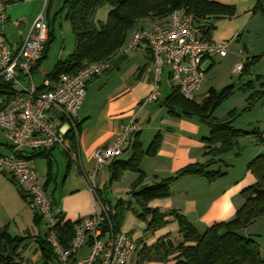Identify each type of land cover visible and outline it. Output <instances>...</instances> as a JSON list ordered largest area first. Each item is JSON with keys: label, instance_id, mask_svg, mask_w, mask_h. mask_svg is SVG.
<instances>
[{"label": "crops", "instance_id": "0c3cea01", "mask_svg": "<svg viewBox=\"0 0 264 264\" xmlns=\"http://www.w3.org/2000/svg\"><path fill=\"white\" fill-rule=\"evenodd\" d=\"M47 1L46 4L44 0H5L9 6V19L4 25L0 23V34L3 33L11 45H21L41 14H44L48 24L52 22V10L58 18L57 12L65 0ZM217 1L223 5L234 6V16L212 18L203 23L207 28H212L208 37L213 43L229 42L230 45L225 57L218 53L209 55L204 61V68L207 71L206 77L208 72L212 74L208 78L211 86L209 91L220 92L231 87V93L224 101L229 102L236 98V105L233 104L226 114L217 116L216 111L223 101L215 111L214 118L223 119L230 116L234 129L244 133L235 139L236 146L233 150L216 158L217 161L223 160L209 168L210 171H222V177L207 178L197 174L178 177L184 168L208 161L209 157L206 158L204 154L209 145L206 139L210 137L211 131L199 117L180 115L181 110L171 112L166 105L167 99L176 90L168 68L162 75L158 98L154 102L147 101V96L153 90V59L148 46L142 45L135 50L129 47L134 33L132 32L127 43L112 57V68L103 76L89 81L87 96L80 110L78 130L68 132L64 147L57 146L45 151V157L33 159L41 185L45 186L51 179L46 185V190L65 222H81L94 215L99 208L106 212L109 222V210L115 203L108 199L104 192L113 176L115 164L120 160L130 161L133 158L138 160L139 171L126 170L120 179L128 174L127 172L133 173L135 181L139 176H143L145 185H155L162 180L177 178L170 186L169 197L148 203V208L163 212L169 223L160 230L151 232L148 231V222L130 211L123 221L121 231L106 229L107 236L111 233H126L136 243L143 241L147 246L156 244L162 238H171L178 243L182 237L179 233V223L174 215L172 216L173 211L189 220L198 232L204 233L215 224L235 219L237 212L244 206L243 191L261 180V170L264 169L249 167L252 161L264 155V142L261 140L264 123V4L260 7L258 0ZM108 12L107 9L101 10L98 18L105 20ZM153 23L155 22L142 23L138 30ZM51 31L54 42L56 38L53 29ZM50 47L47 57L40 62L35 74L41 79L37 85L53 71L45 77L39 75L41 68L48 62ZM68 55L60 56L54 67ZM241 62L244 63V71L236 74L235 66ZM225 73L228 75L226 80L230 78L229 82L224 88H219V79ZM234 74L237 75L238 81L232 80ZM203 87L196 92L194 101L197 104H202L207 96L197 99ZM14 95L16 97V93ZM8 97L4 94L0 99L5 103ZM51 116L61 124L62 120L57 114ZM132 122L136 128L131 131L124 154L119 159L110 160L96 173L98 190L109 202L108 207L100 200L98 192L93 195L88 188V179L93 177L96 167L94 153L98 148L107 147L118 140L123 127ZM153 145H157V149L152 151ZM11 147L9 133L6 131L0 134V154H9ZM0 180L5 182L8 191L12 187L10 192L13 197L15 189L19 193L20 190L23 191L9 174L0 173ZM20 195L22 196V192ZM22 198L28 203L27 196ZM122 198L123 196L119 199ZM123 199L129 200L130 197L127 195V198ZM21 208L17 215L0 213V229H7L13 237H45L48 230L44 219L36 223V211L28 208L23 202ZM133 208L139 210L138 204L134 203ZM77 227L78 225L76 229ZM262 228L264 229V216L242 229L241 233L247 238H253L263 251L264 233L260 234ZM89 252L87 246L77 257H86ZM21 254L22 258L18 264H44L40 244L36 240H28ZM130 261V264H138V252ZM175 263L171 260L146 264Z\"/></svg>", "mask_w": 264, "mask_h": 264}, {"label": "trees", "instance_id": "16d2710c", "mask_svg": "<svg viewBox=\"0 0 264 264\" xmlns=\"http://www.w3.org/2000/svg\"><path fill=\"white\" fill-rule=\"evenodd\" d=\"M258 3L262 7L264 0H258ZM105 9L109 11L107 18L99 19V13ZM175 10H183L185 14H191L195 19V28L200 30L205 37H208L212 28H207L203 22L212 18L232 17L236 12L234 6L223 5L217 0H65L57 15L58 17L63 16L72 25L75 37L74 51L65 60L58 61L53 71L47 76L53 79L65 73L75 75L85 64L112 59L127 43L130 33L137 31L142 23L147 21L162 23ZM52 36L53 33L49 26V40L40 62L49 53L48 49L53 42ZM40 62L34 74L37 73ZM230 89L231 87L220 92L210 90L202 104H197L194 100H186L177 89L167 99L166 105L171 112L181 110L180 115L197 116L211 131L210 137L206 139L209 145L204 154L206 158L209 157L208 161L184 168L178 177L188 174L202 175L207 178L222 177V171H210L209 168L221 162L223 159L217 161L216 158L232 151L236 146L235 139L244 134L234 129L230 116L223 119L214 118L215 111L229 97ZM14 93L12 84L0 79V97L4 94L9 96L4 105L0 106V112L15 98ZM151 147L152 151L157 149V145ZM45 155V151H32L27 159L33 160L45 157ZM137 165L138 160L135 158L130 161L120 160L115 164L111 181L120 179L121 174L126 170L138 172ZM249 167L251 169L258 167L260 170L264 168V155L252 161ZM262 171L261 180L243 191L245 203L237 212L235 219L215 224L201 233L189 220L177 211H173L172 216L174 215L179 223L182 240L177 243L171 238H162L150 246L145 245L143 241L137 242L138 264L163 263L171 260L175 261V264H264V249L262 251L253 238H247L241 233L242 229L249 227L254 221L264 216V169ZM176 179L172 177L155 185H145L143 176H139L128 193L130 199H119L109 210L110 219L106 223L108 226L105 227V231L112 228L115 232H120L123 221L130 211L148 222V231L154 232L166 226L169 223L166 220L167 216L161 211L148 208V203L169 197L170 186ZM50 181L51 179L46 185ZM46 185L43 186L44 190H46ZM46 191L49 194L48 190ZM97 192L103 204L108 206L109 202L104 194L102 195L99 190ZM49 196L51 197L50 194ZM134 203L138 204L139 210L133 208ZM54 207H56L55 202ZM35 215L36 223L43 220L37 212ZM79 223L65 222L63 216H60L59 239L65 247H68L74 240L76 225ZM28 240L38 241L44 264H51L55 261V253L48 243L47 235L38 238H32L29 235L13 237L4 228L0 229V264H18L22 258L21 252L27 246Z\"/></svg>", "mask_w": 264, "mask_h": 264}, {"label": "built area", "instance_id": "2783aa9c", "mask_svg": "<svg viewBox=\"0 0 264 264\" xmlns=\"http://www.w3.org/2000/svg\"><path fill=\"white\" fill-rule=\"evenodd\" d=\"M44 1L47 4L48 1ZM8 7L5 0H0L2 25L9 19ZM194 20L191 14L175 10L162 23H153L133 33L129 47L135 50L146 45L153 59V90L147 96L148 102L158 98L166 68L170 70L172 83L179 94L193 101L205 83V59L215 53L227 56L230 43H213L195 28ZM48 36L49 26L44 14L37 18L19 46L11 45L6 36L0 34V79L12 84L16 93L15 99L0 112V129L7 131L12 141L10 153L0 154V173L9 174L17 181L27 194L29 207L46 222L47 240L55 253V261L51 264H130L137 254V243L126 233L107 236V214L102 208L78 224L74 240L68 247L62 244L58 227L62 214L41 185L33 160L27 159L32 151L44 152L65 146L68 132L78 130L89 81L103 76L113 66L112 59H105L100 63L85 64L75 75L65 73L53 79L46 77L37 85L34 70L44 56ZM244 68L243 62L238 63L235 73L241 74ZM1 105H4L2 99ZM52 114L61 118V124L52 118ZM135 128L133 122L124 126L118 140L95 151L96 167L93 177L88 179V188L93 195L98 190L97 171L124 154V147ZM262 128L261 140L264 142V123ZM87 246L90 252L86 257L78 258L77 254Z\"/></svg>", "mask_w": 264, "mask_h": 264}, {"label": "rangeland", "instance_id": "374dc122", "mask_svg": "<svg viewBox=\"0 0 264 264\" xmlns=\"http://www.w3.org/2000/svg\"><path fill=\"white\" fill-rule=\"evenodd\" d=\"M53 9V8H52ZM55 11H51V23L48 24L51 27V30L54 31L55 40L51 43L50 47V55L48 58V62L45 63V65L41 68L39 75L45 77L48 73H50L53 70L54 63L59 59L60 56H67L71 50L75 46V37L73 36L72 31V25H70V22L65 20L64 17H56ZM48 23V22H47ZM52 24V25H51ZM62 53V54H61ZM211 72H208V76L205 78V85L203 89L200 92V95L197 99H203L205 95L208 94L210 89V83L208 81V78L210 77ZM236 76V77H234ZM232 80L238 81L237 75L234 74ZM36 82L39 83L40 78H38L36 75ZM228 75L225 73L223 74L222 78L219 79L218 83L219 88H224L227 85V82H229ZM222 90V89H220ZM236 98L231 99L229 102L226 100L221 104V108L219 107L218 111H216V115L220 116L222 114H226L229 110H231V106H233L234 103H236ZM236 105V104H234ZM4 132L0 130V134H3ZM124 177H122L120 180H112L109 181V186L107 190H105L104 193H106V196L108 199L113 200V202L116 204L119 198L123 196V198H127L128 193L132 190V186L135 182V177L132 172H127ZM3 180H0V213L7 212L9 215L10 213L13 215H17L20 213L22 202L25 203V205L29 207V203H27V200L22 198L19 191L17 189L14 190V197L11 195L10 190L7 189V186L5 182L3 183ZM129 196V195H128ZM34 217V216H33ZM44 222V221H43ZM44 226V224H43ZM13 228V227H12ZM261 232V233H260ZM258 232L260 234L264 233V229Z\"/></svg>", "mask_w": 264, "mask_h": 264}, {"label": "water", "instance_id": "95a60500", "mask_svg": "<svg viewBox=\"0 0 264 264\" xmlns=\"http://www.w3.org/2000/svg\"><path fill=\"white\" fill-rule=\"evenodd\" d=\"M21 192H22V196H23V197H26V196H27L25 193H23L22 190H20V193H21Z\"/></svg>", "mask_w": 264, "mask_h": 264}]
</instances>
